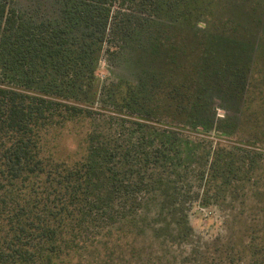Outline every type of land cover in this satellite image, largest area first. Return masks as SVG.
Listing matches in <instances>:
<instances>
[{
    "label": "trees",
    "instance_id": "trees-1",
    "mask_svg": "<svg viewBox=\"0 0 264 264\" xmlns=\"http://www.w3.org/2000/svg\"><path fill=\"white\" fill-rule=\"evenodd\" d=\"M211 1L0 0V264H56L155 196V221L197 264H264V173L245 168L264 149L227 150L219 127L212 139L206 124L161 122L162 101L185 115L189 88L171 83L156 97L144 78L165 51L180 55V28L197 39L195 24L211 26ZM104 51L122 75L97 99ZM85 120L78 158H60L47 136ZM215 204L227 233L202 244L188 217Z\"/></svg>",
    "mask_w": 264,
    "mask_h": 264
},
{
    "label": "rangeland",
    "instance_id": "rangeland-1",
    "mask_svg": "<svg viewBox=\"0 0 264 264\" xmlns=\"http://www.w3.org/2000/svg\"><path fill=\"white\" fill-rule=\"evenodd\" d=\"M208 5L212 24H195V31L200 34L197 39H192L189 27L186 31L185 27L180 28L186 39L184 44L175 46L182 56L165 51L161 62H150L144 69V78L153 84L156 97L163 95L171 83L189 88L191 98L185 105V115L171 114L172 106L162 101L164 110L159 119L162 122L168 117L187 129L197 125L200 129L206 124L205 130L212 139L219 127L228 132L221 140L227 150L242 141L253 142L255 150H263L264 0H212ZM228 18L230 24H227ZM205 30L208 36L201 37ZM191 41L196 42L195 46L190 47ZM100 66L97 99L105 97L116 77L122 75L119 62L107 51L103 52ZM237 67L242 77L231 73ZM148 69L154 73L148 75ZM155 75L158 78L154 79ZM158 81L160 86H157ZM91 125L90 120L70 122L58 132L52 131L47 136L48 144L62 156L60 158L74 160L84 147V136ZM78 139L82 142L79 143ZM253 150L248 153L245 168L251 173L263 174L264 155H257ZM159 201L158 196L152 197L142 214L118 220L103 230L87 248L60 257L56 264H197L190 255L192 246L169 242L173 227L166 232L165 223L155 221ZM198 210L199 213H190L188 223L194 233L200 235L202 244L210 245L215 237L226 235L222 214L216 204L210 208L211 213L207 209ZM158 227L164 230L162 236L157 234Z\"/></svg>",
    "mask_w": 264,
    "mask_h": 264
}]
</instances>
